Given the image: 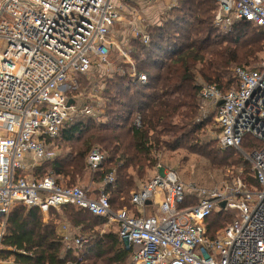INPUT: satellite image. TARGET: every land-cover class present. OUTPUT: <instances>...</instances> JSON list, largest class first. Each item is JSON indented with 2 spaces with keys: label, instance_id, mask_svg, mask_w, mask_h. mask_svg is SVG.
Returning <instances> with one entry per match:
<instances>
[{
  "label": "built area",
  "instance_id": "obj_1",
  "mask_svg": "<svg viewBox=\"0 0 264 264\" xmlns=\"http://www.w3.org/2000/svg\"><path fill=\"white\" fill-rule=\"evenodd\" d=\"M215 2L213 23L221 30L242 19L264 30V0ZM141 12L119 0L0 2V244L14 205L37 206L45 218L48 209L73 204L116 225L131 249L132 264H264V144L245 155L257 186L248 187L240 178L223 187L183 183L175 170L156 164L154 175L131 196L136 213L114 210L104 187L89 194L81 186L62 187L52 176L39 179L26 171L56 156L46 140L55 138L65 122L79 114L102 117V110L88 102L99 99L97 86L87 88L89 94L77 90L73 75L96 68L103 76L127 73L130 80L146 84L124 46L130 38L149 43V24ZM119 24L120 32L128 30L119 33L122 40L113 32ZM115 55L129 64L126 70L111 62ZM232 74L238 86L226 91L199 82L198 99L216 109L221 149H241L246 134L264 142V60L254 68L234 67ZM134 125L140 126L139 116ZM102 161L103 154L94 148L87 165L95 170ZM113 181L111 171L103 185ZM153 196L158 206L148 212L146 201ZM188 196L193 202L179 207ZM218 208L236 216L211 238L204 220ZM62 232L68 247L79 250L88 240L64 226Z\"/></svg>",
  "mask_w": 264,
  "mask_h": 264
},
{
  "label": "trees",
  "instance_id": "obj_2",
  "mask_svg": "<svg viewBox=\"0 0 264 264\" xmlns=\"http://www.w3.org/2000/svg\"><path fill=\"white\" fill-rule=\"evenodd\" d=\"M215 8V0H179L167 19L147 25L148 44L134 38L124 42L136 70L146 75V84L130 80L127 73L103 76V121L79 114L65 122L59 134L46 142L55 149L73 150L42 160L32 169L34 177L41 179L50 168L58 185L71 187L88 174L87 183L81 187L89 194L104 187L114 210H134L131 196L137 189L129 169L140 175L157 163L155 152L184 149L214 164H237L241 167L237 177L248 187L257 186L251 164L238 150L230 147L223 151L209 142L200 144L197 139L207 123L195 117L198 83L204 81L222 91L237 87L232 69L259 62L264 50V30L242 19L223 31L213 23ZM116 61L127 69V62ZM137 116L138 127L134 125ZM263 144L246 134L240 148L248 149V154ZM94 148L103 154V161L91 170L87 158ZM111 171L114 181L103 185ZM95 184L98 186L92 189ZM59 210L62 214H57ZM46 214L53 216L48 222L43 221V212L37 206L12 207L1 238V264H132L131 249L123 245L117 227L115 231L93 232L101 217L73 204L50 208ZM64 216L81 234H90L79 250L68 247L63 240L58 220ZM235 216L232 210H213L204 220L207 236L214 237Z\"/></svg>",
  "mask_w": 264,
  "mask_h": 264
},
{
  "label": "rangeland",
  "instance_id": "obj_3",
  "mask_svg": "<svg viewBox=\"0 0 264 264\" xmlns=\"http://www.w3.org/2000/svg\"><path fill=\"white\" fill-rule=\"evenodd\" d=\"M2 0H0L1 2ZM121 3L126 4H132L133 6L141 7L143 8L142 12L140 13L141 17L145 19V22L147 24H158L160 21H163L167 19L166 15H169L170 11L174 9L175 6L179 4V0H119ZM121 31L120 24L117 26V30L115 31V35L118 36L119 33H128V30ZM118 38V37H117ZM114 58L111 59V62L116 66V59L117 55L113 56ZM260 61L257 63H254L250 66H245L243 68H254L257 67L263 60H264V50L259 54ZM240 67V66H235ZM103 75L100 72L99 69L94 68L93 70L89 71L88 74H81V75H73L72 82L75 83L78 88L77 90H85L87 88H90L92 86H97L96 88V95H99V99L91 98L88 100L89 104L95 108L103 110V103L104 98L101 95V91L103 88L102 83ZM200 83H205L204 81H200ZM199 84V83H198ZM200 87V84H199ZM87 94L89 89L86 90ZM90 92V91H89ZM199 108L197 109L196 113V119L197 120H206V125L203 126V128L197 133V139L200 144H204L205 142H209L214 147H218L216 143V137L218 134V127L217 124L214 121V114H215V106L208 103H202L198 99ZM99 111V110H98ZM95 121H103V118L101 117L99 120ZM73 149H70L69 147H61L56 148L57 154L60 153L63 155L64 153L71 151ZM223 151L226 149H222ZM240 154H242L243 158L245 157L246 153L249 150L244 149H236V151ZM59 154V155H60ZM155 157L157 159V163L161 165L164 168H171L175 170L177 173L179 179L183 183H195L202 187H223L225 184H230L233 182L234 179L239 178L237 177V172L240 171L241 167L236 165H220L219 163H212L207 158L202 157L198 154H192L186 152L184 149H177L175 151H169V150H159L155 152ZM246 159V157H245ZM248 161V159H246ZM249 162V161H248ZM250 163V162H249ZM155 164V165H156ZM154 167L146 168L144 172L140 175H137L135 171L129 169L130 173L133 175V181L135 184V189H137L139 186H141L146 180H148L150 177L154 175L156 170ZM31 166H28L26 168L27 172H32ZM45 174L48 176H53L52 172L50 171V168H47L45 171ZM87 174V173H86ZM55 178V177H54ZM88 174L87 176L82 177V180H78L74 183V185L82 186L87 183L88 181ZM59 183L61 185H64V182L60 179ZM98 185H91V188H96ZM155 196L152 198H149L146 202V210L148 212H154L156 209V206H158L157 202H155ZM186 203L193 202V199L191 196H188V199L185 201ZM184 207V206H179ZM12 209V208H11ZM11 211V210H10ZM57 214H62V211H57ZM53 216H46L43 218L44 222H48ZM101 223H99L93 230V232H103V231H115L116 225L113 223L108 222L106 219H101ZM60 222L61 227L64 226L66 231H69L70 233L77 235L79 237L90 239V234L84 233L81 234L79 232L78 228H73L71 222L64 216L58 220ZM123 245L127 246L126 242H123Z\"/></svg>",
  "mask_w": 264,
  "mask_h": 264
},
{
  "label": "crops",
  "instance_id": "obj_4",
  "mask_svg": "<svg viewBox=\"0 0 264 264\" xmlns=\"http://www.w3.org/2000/svg\"><path fill=\"white\" fill-rule=\"evenodd\" d=\"M126 1H130V0H126ZM139 8H141V10H143V8L141 7V5H140ZM116 30H117V25L114 27L113 32L115 33ZM119 39L122 40L120 35H118V40ZM100 72L102 73V71H100ZM61 231H62V227H61Z\"/></svg>",
  "mask_w": 264,
  "mask_h": 264
},
{
  "label": "water",
  "instance_id": "obj_5",
  "mask_svg": "<svg viewBox=\"0 0 264 264\" xmlns=\"http://www.w3.org/2000/svg\"><path fill=\"white\" fill-rule=\"evenodd\" d=\"M71 102H72V101H69V103H71ZM220 206L223 207V206H224V203H221Z\"/></svg>",
  "mask_w": 264,
  "mask_h": 264
}]
</instances>
